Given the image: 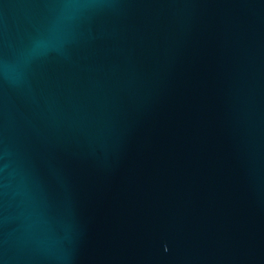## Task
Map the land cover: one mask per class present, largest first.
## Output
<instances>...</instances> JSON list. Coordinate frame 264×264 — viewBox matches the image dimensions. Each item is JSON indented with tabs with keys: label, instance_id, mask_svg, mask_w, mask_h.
<instances>
[{
	"label": "water",
	"instance_id": "1",
	"mask_svg": "<svg viewBox=\"0 0 264 264\" xmlns=\"http://www.w3.org/2000/svg\"><path fill=\"white\" fill-rule=\"evenodd\" d=\"M0 264H264V0H0Z\"/></svg>",
	"mask_w": 264,
	"mask_h": 264
}]
</instances>
